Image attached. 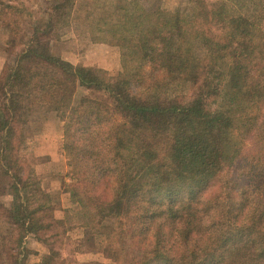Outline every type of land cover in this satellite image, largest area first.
Here are the masks:
<instances>
[{"label": "trees", "instance_id": "16d2710c", "mask_svg": "<svg viewBox=\"0 0 264 264\" xmlns=\"http://www.w3.org/2000/svg\"><path fill=\"white\" fill-rule=\"evenodd\" d=\"M88 2L45 0L38 13L0 0V198L11 199L0 264H29L27 239L39 236L36 264H57L56 240L76 227L104 237L108 264H264V34L249 43L235 25L217 40L224 14L202 0L186 14L120 9L93 39L119 51L109 75L50 50ZM253 2L264 18V0ZM180 80L191 92L165 98ZM77 87L94 95L75 102ZM222 90L226 105L212 107ZM34 115L63 123L67 220L21 155Z\"/></svg>", "mask_w": 264, "mask_h": 264}, {"label": "rangeland", "instance_id": "374dc122", "mask_svg": "<svg viewBox=\"0 0 264 264\" xmlns=\"http://www.w3.org/2000/svg\"><path fill=\"white\" fill-rule=\"evenodd\" d=\"M22 3L27 9L41 13L45 6V0H13ZM88 5L81 3L78 11L67 22L59 26L60 38L51 43L50 50L52 54L59 56L73 65H83L86 67H95L109 75H115L117 70L113 69L117 63L120 65L119 51L116 47L104 43L93 42L94 37H100V28L105 21L116 18L120 9L126 11H136L139 9H151L155 6H161L167 10H179L186 14L191 8V0H86ZM210 7H220L224 14V22L217 29L215 36L217 40H224L231 27L238 25L247 31V41L253 43L260 34H264V18L261 17L257 5L253 0H202ZM92 11L94 16L87 18L86 14ZM104 21H102V20ZM5 30L0 31V70L5 61L3 52V39L6 37ZM104 47L100 48V47ZM195 54L199 56L198 48H195ZM103 66L105 68H103ZM109 69V70H108ZM191 92L190 84L187 81L180 80L168 85L163 92L165 98L176 95L188 94ZM92 91L82 87H77L73 100L76 102L82 96H93ZM227 103L225 92L222 90L220 95L212 101V107H223ZM25 139L21 146V155L26 162L27 172L41 182L42 188L49 193L51 203L55 207L54 215L56 218L65 216L61 207L64 191L71 184V178L67 174L66 156L64 151V129L60 120L44 119L42 115H34L25 126ZM10 197L0 198V203L9 206ZM71 217V223H74L76 217L74 211L65 208ZM68 219L67 215L65 216ZM57 233V226H52L47 230V235ZM44 236L37 239L29 237L27 247L34 248V242L43 244ZM48 237V236H45ZM50 237V236H49ZM31 239V241H29ZM34 239V240H33ZM104 237L96 234L90 228L76 227L70 230L62 240L57 239L54 250L58 254L57 264H79L77 255L91 257L93 263L108 264L100 252L104 246ZM47 250V249H46ZM78 253V254H77ZM30 255L29 258L31 259ZM35 256V255H34ZM28 258V263H29ZM63 262H61V261ZM81 262V260H80ZM91 263V264H93Z\"/></svg>", "mask_w": 264, "mask_h": 264}, {"label": "crops", "instance_id": "0c3cea01", "mask_svg": "<svg viewBox=\"0 0 264 264\" xmlns=\"http://www.w3.org/2000/svg\"><path fill=\"white\" fill-rule=\"evenodd\" d=\"M104 47L105 46H103V47L101 46L100 48H103L104 49ZM103 68H105V67L103 66ZM119 68H120V65L117 63V65L114 66L113 69H110V70H117ZM29 241H31V239H29ZM33 248H34L33 250L36 251L37 255L31 256V259L29 258V264H36V263H38L39 262V256L41 254H45L47 252V250H46L47 247H43L41 244H38L37 242H34V247ZM76 258H78L79 264H91L94 261V259L92 257L89 260L87 258H90V257L85 256V255H82V253L81 254L79 253ZM80 260H81V262H80ZM93 264H95V263H93Z\"/></svg>", "mask_w": 264, "mask_h": 264}]
</instances>
